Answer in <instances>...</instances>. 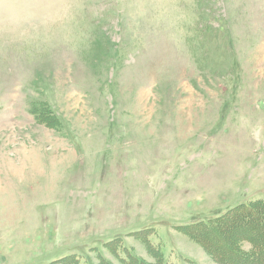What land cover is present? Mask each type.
I'll use <instances>...</instances> for the list:
<instances>
[{
    "label": "rangeland",
    "instance_id": "rangeland-1",
    "mask_svg": "<svg viewBox=\"0 0 264 264\" xmlns=\"http://www.w3.org/2000/svg\"><path fill=\"white\" fill-rule=\"evenodd\" d=\"M263 208L264 0H0V264H264Z\"/></svg>",
    "mask_w": 264,
    "mask_h": 264
},
{
    "label": "trees",
    "instance_id": "trees-1",
    "mask_svg": "<svg viewBox=\"0 0 264 264\" xmlns=\"http://www.w3.org/2000/svg\"><path fill=\"white\" fill-rule=\"evenodd\" d=\"M258 206V205H257ZM259 207V206H258ZM249 205H245V206H243L242 208H239V209H236L235 211H233V214H237L238 216H240V215H243L244 214V212L246 213V210L248 211L249 209ZM263 212H264V208H263V210H262ZM238 212V213H237ZM249 212V211H248ZM250 214V213H249ZM247 219H248V221H249V223L251 224V225H254L255 227H258V229H260V228H263V230L261 229V232H260V234H259V236H260V238H261V240L260 241H256V243L257 244H262L263 243V245H264V225H261V220L262 219H264V217L261 215V214H259V216L257 215V216H254V217H247ZM238 226V225H237ZM191 227H193V228H191V229H193V230H195L197 233H199V234H201V231H202V227H203V222H200V223H198L196 226L195 225H192ZM190 232H192V230H190ZM202 232H204V230L202 231ZM222 234H223V232H221ZM220 234V233H219ZM197 237H199V236H197ZM200 238V237H199ZM228 245V244H227ZM226 246V245H225ZM227 247V246H226ZM163 260H165L162 256L161 257H158V261H160L159 263L160 264H168V263H163ZM185 261H188V264H197L196 263V261H192L190 258H185ZM233 261V260H232ZM234 262V261H233ZM236 263H239V262H237V261H235ZM234 262V263H235ZM140 264V263H139Z\"/></svg>",
    "mask_w": 264,
    "mask_h": 264
}]
</instances>
